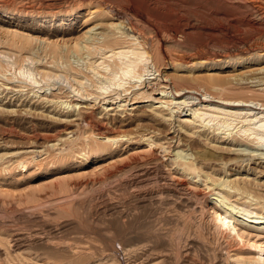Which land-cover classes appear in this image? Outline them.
I'll use <instances>...</instances> for the list:
<instances>
[{"label":"rangeland","instance_id":"obj_1","mask_svg":"<svg viewBox=\"0 0 264 264\" xmlns=\"http://www.w3.org/2000/svg\"><path fill=\"white\" fill-rule=\"evenodd\" d=\"M165 2L0 0V264H264V224L239 218L223 229L209 188L229 177L243 186L231 201L264 212V156L247 146L255 156L243 163L242 154L219 150L231 136L186 123L189 106H171L173 114L161 107V81L139 90L119 75V88L111 73L90 69L104 61L117 71L110 50L132 48L130 39L114 41L119 23L161 55L166 74L175 72L166 61L191 55L206 64L229 56L228 68L197 71L219 84L264 67V58L247 61L264 47V0H169L168 10ZM263 85L243 82L226 97L264 103ZM102 123L116 142L99 133ZM178 149L201 180L174 163Z\"/></svg>","mask_w":264,"mask_h":264},{"label":"bare ground","instance_id":"obj_2","mask_svg":"<svg viewBox=\"0 0 264 264\" xmlns=\"http://www.w3.org/2000/svg\"><path fill=\"white\" fill-rule=\"evenodd\" d=\"M168 1L169 0H166L165 2L166 3L165 9L167 10L171 8V6L167 5ZM167 15H168L169 20L173 18V13H171L170 11L167 12ZM176 17H178V15H176ZM181 17L182 16H179V18ZM41 21L42 19H39V18L34 20L36 25H39L40 23L43 22ZM256 21H253V19L248 20L247 25L254 26L255 24L258 23V22L256 23ZM186 25L191 26L192 28H195V24H192L191 22L186 23ZM112 27H114L118 31L117 33H120V35L115 36V38H113L114 41L119 40V38L124 37V38L130 39L133 45H132V48L119 47L117 49L110 50L111 53L109 57L116 58L119 62V64L118 63L116 64V67L118 69L117 71H114L111 65L108 63L105 64L104 61H101L97 64L96 63L92 64L90 69H92L96 75L103 76V74L100 73V70H104L106 73H109V74L111 73L112 77L107 78L110 82V85L111 83H113L114 85L116 84L119 88L124 87V84L126 83V82L122 83V79L119 76V75H123V77L124 76L128 77L129 80L132 81V83H134L133 87L135 88L137 87L139 90L141 89L143 90V88L146 85H148V83H150L152 80L161 81L162 83H164L163 87L165 88L162 91L163 96L159 99V101H161L160 102L161 107L169 108V111L173 114L174 110L172 107L182 108L183 106H186V107L189 106V110L191 112L192 117L189 119H186V123L188 121H191L193 122V124L199 123L202 125H206V126L211 127V129L214 128L215 130L219 131V133H222L227 136H231V140L229 139L230 140L229 143L224 142V143H220L221 145L219 144V146L217 145L219 147V150L227 149L231 153L237 152L239 153V155L242 154L241 155L242 157L240 160L243 163L246 161H250V159L252 160L253 157L255 156V154H253V150L252 151H250V149L246 150V148H248L247 146L254 145L253 146L254 150H257L258 153L260 152V155L264 156V103L255 101L253 99L246 100L243 98L235 99V98L226 97L229 90L235 87L241 86L243 82L245 83L254 82L255 83V82L263 81L264 67L252 70V72L254 73L250 75V78L248 76L247 78H245V76L241 77V75H229L227 82H223L222 84H219L218 83L220 80L219 77L213 76L211 74H209V76H203V74H198L197 71H199L198 69L200 68L202 69L203 67H208V68L218 67L217 69L228 68V66H225V64L229 63L228 61H226L229 58V56L226 60L219 59L218 61L216 60L214 62H211V63L209 62L208 64H206L205 59L203 60L200 58H196L195 56H192V55L187 56L188 55L187 54L186 55L187 57L184 58V60L181 59L182 61H179V63H176L174 60H171V59L166 61L168 63H166L165 65H171L175 71L173 74H166V73H163L161 69V59H162L161 55L159 53L155 55L153 52V48L150 45H147V47H144V46L142 47L141 45L145 40L141 35H138L133 31H132L133 33L127 31L128 29H125L124 27H122L120 23L112 24ZM191 30L194 31L193 29ZM43 37L44 36H41L40 38L42 42L44 41V38H45ZM146 40L148 39L146 38ZM147 42H145V44H147ZM250 51L251 50H249L248 53ZM252 51H253L252 52L253 56L248 58L247 61H250V60L260 61L261 59L264 58V47L261 49H255ZM105 55L106 54H104L103 56ZM233 62L231 65L232 67H235L236 64H234ZM21 71H20L21 76L23 73V77L26 76L25 77L26 80H29L31 84L33 85L40 84V82L33 76V73H32L33 71L32 72H28L27 70H26L27 72L24 70H21ZM80 83H83V82L80 81ZM195 84L199 86L200 89L201 88L204 89L205 91L203 92L204 94H199L200 91L198 92L197 89L193 87V85ZM99 89L102 91V93H109L108 92L109 85L101 84L99 86ZM209 89L216 91V94H218L219 95L218 97H220L219 101L221 100V102L215 100L216 97L212 95ZM140 95L141 97H147L145 94V91L141 92ZM195 95H201L203 96V99L201 100L199 96H195ZM193 99H200V101H198L195 104L194 103L195 101L192 102ZM60 102L64 106H69L72 108L79 107L78 103L72 104L71 101L61 100ZM123 106H126V105L121 104L118 107H123ZM212 122L213 123L215 122V123L213 124ZM211 123L213 125H211ZM106 126L103 123L100 124V126H98L99 133L104 138H106L105 140L107 142H116L117 137H112V135L110 136L109 134L112 132L111 131L112 129L110 130ZM122 136L123 135H120V137ZM181 140L182 139L179 138V134H178L177 141L179 142V144L180 142H182ZM225 144L227 145V147H224ZM184 155L185 154L183 150L178 151L177 156L173 159L174 163H176L178 166H182L183 171H185L187 174L189 173L187 171H190L189 175H191L192 179L195 180L196 178H198V180H201L200 175H196L192 173L193 167H192L191 159L185 158ZM227 165L228 163L223 164L226 173H227V170H226ZM206 177L210 179L209 176H206ZM212 186L213 188L209 186V188L211 189L210 197L214 196L211 198L212 201L217 203L220 206V208L223 210V212L219 210H214L215 220L217 221L220 227H222L225 230H228L230 229L232 222L234 220H238L239 218H242L245 221L246 219L250 220L252 218L255 224H258V225L264 224V212L255 211V210H252L251 207H247L244 204L238 205L237 203L231 201V197H232L231 195L234 191L238 192L242 190L243 192V186H241L239 182L234 181V180L233 181L229 180V177L225 176L220 181H218V183H213ZM180 187H181L180 184L179 186L177 185V191L181 189ZM232 227H234L233 230L236 231L235 232L236 236L241 237L242 235L240 231L237 229L236 225ZM13 245H16V244L14 243Z\"/></svg>","mask_w":264,"mask_h":264}]
</instances>
